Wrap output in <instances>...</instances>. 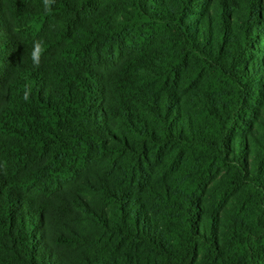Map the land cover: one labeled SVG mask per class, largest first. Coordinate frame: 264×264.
Returning a JSON list of instances; mask_svg holds the SVG:
<instances>
[{"label": "trees", "instance_id": "trees-1", "mask_svg": "<svg viewBox=\"0 0 264 264\" xmlns=\"http://www.w3.org/2000/svg\"><path fill=\"white\" fill-rule=\"evenodd\" d=\"M0 264H264V0H0Z\"/></svg>", "mask_w": 264, "mask_h": 264}, {"label": "clouds", "instance_id": "clouds-1", "mask_svg": "<svg viewBox=\"0 0 264 264\" xmlns=\"http://www.w3.org/2000/svg\"><path fill=\"white\" fill-rule=\"evenodd\" d=\"M55 3V0H43V5L45 12L51 13L52 11V5ZM45 51L43 41L36 40L33 44V51L31 53V59L33 66L36 68H39L41 63V54ZM31 87L26 85L25 86V92H24V99L27 101L31 95Z\"/></svg>", "mask_w": 264, "mask_h": 264}]
</instances>
